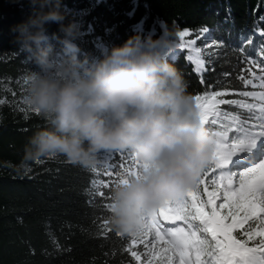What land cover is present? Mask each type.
<instances>
[{
    "label": "trees",
    "instance_id": "1",
    "mask_svg": "<svg viewBox=\"0 0 264 264\" xmlns=\"http://www.w3.org/2000/svg\"><path fill=\"white\" fill-rule=\"evenodd\" d=\"M62 2L82 24L85 53L99 57L106 46L121 45L137 32H151L155 38L166 21L175 24L178 33L191 32L189 38L178 35L179 47L170 55L183 71L196 104L197 95L204 103L205 94L213 92L223 93L217 99L264 103L258 96L242 95L264 92V37L260 36L264 0ZM30 12L28 0H0V264H139L131 251L145 262L140 240L133 243L130 235H119L109 220L113 185L135 170L128 153H103L95 169L73 165L63 157L25 165L28 139L47 126L42 115L24 104L21 92L23 75L35 66L19 51L12 29ZM46 27L49 35L58 30L55 23ZM207 34L216 45L202 51ZM248 80L252 83H244ZM219 107L215 126L205 124L211 133L231 124L229 117L235 114L249 126L259 123V109L249 112L237 104ZM120 164L124 167H117ZM215 175L209 169L203 176L202 199H207L204 187L212 190ZM220 203L217 200V207Z\"/></svg>",
    "mask_w": 264,
    "mask_h": 264
},
{
    "label": "clouds",
    "instance_id": "2",
    "mask_svg": "<svg viewBox=\"0 0 264 264\" xmlns=\"http://www.w3.org/2000/svg\"><path fill=\"white\" fill-rule=\"evenodd\" d=\"M28 3L30 15L12 30L35 66L23 75L24 104L47 126L28 139L25 165L63 157L95 169L103 153L130 154L139 168L113 185L109 220L116 232L138 235L163 200L183 195L214 149L171 59L177 27L162 21L155 38L137 32L95 57L82 49V24L62 0ZM52 23L58 30L49 35Z\"/></svg>",
    "mask_w": 264,
    "mask_h": 264
},
{
    "label": "snow or ice",
    "instance_id": "3",
    "mask_svg": "<svg viewBox=\"0 0 264 264\" xmlns=\"http://www.w3.org/2000/svg\"><path fill=\"white\" fill-rule=\"evenodd\" d=\"M188 32L185 29L178 35L183 38ZM261 87H264V78ZM221 95L206 93L204 103L201 96L195 97L204 125L215 126L221 116L219 106L231 104L249 112L259 109L260 115L256 117L259 123L249 126L240 114H235L229 117L231 124L212 133L213 152L195 181L185 187L181 197L163 200L147 218L141 232L130 235L133 243L152 236L145 264H264V103L254 105L216 98ZM242 95L258 96L264 101V92H243ZM129 156L135 170L127 174H132L137 172L139 163ZM209 169L219 176L211 181V191L204 187L207 199H202L203 176ZM99 195L105 194L101 191ZM217 200H222L218 207ZM131 256L135 261L141 260L136 251H131Z\"/></svg>",
    "mask_w": 264,
    "mask_h": 264
},
{
    "label": "rangeland",
    "instance_id": "4",
    "mask_svg": "<svg viewBox=\"0 0 264 264\" xmlns=\"http://www.w3.org/2000/svg\"><path fill=\"white\" fill-rule=\"evenodd\" d=\"M190 36H191V32H188V34L185 37L189 38ZM260 36L264 37V33L262 32ZM214 45H216V43L213 41V38L209 34H207L206 35V40H204V44L200 47V49L202 51H205V50H207L208 48H210L211 46H214ZM21 92H22V94L24 96V87H22V91ZM234 170H237V169H234ZM218 176H219V173H217L215 175L214 179H218ZM151 240H152V236L148 235V236L144 237L142 242L140 241L141 242V246L146 250V254H148V250L152 247V245L149 244V241H151ZM138 263L139 264H145V262L143 261L142 256H141V260L138 261Z\"/></svg>",
    "mask_w": 264,
    "mask_h": 264
}]
</instances>
